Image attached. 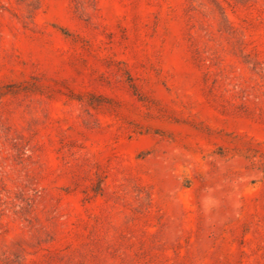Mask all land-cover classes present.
Returning a JSON list of instances; mask_svg holds the SVG:
<instances>
[{"label":"rangeland","instance_id":"obj_1","mask_svg":"<svg viewBox=\"0 0 264 264\" xmlns=\"http://www.w3.org/2000/svg\"><path fill=\"white\" fill-rule=\"evenodd\" d=\"M0 264H264V0H0Z\"/></svg>","mask_w":264,"mask_h":264}]
</instances>
